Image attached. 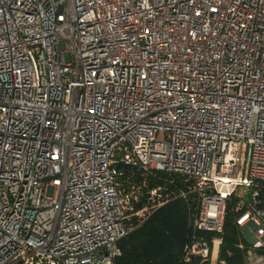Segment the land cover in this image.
I'll return each mask as SVG.
<instances>
[{
    "label": "built area",
    "instance_id": "1",
    "mask_svg": "<svg viewBox=\"0 0 264 264\" xmlns=\"http://www.w3.org/2000/svg\"><path fill=\"white\" fill-rule=\"evenodd\" d=\"M119 165L192 180L185 260L230 208L264 264V0H0V264H115Z\"/></svg>",
    "mask_w": 264,
    "mask_h": 264
},
{
    "label": "trees",
    "instance_id": "2",
    "mask_svg": "<svg viewBox=\"0 0 264 264\" xmlns=\"http://www.w3.org/2000/svg\"><path fill=\"white\" fill-rule=\"evenodd\" d=\"M119 191L131 195L124 205L127 234L118 241L121 254L115 264H245L239 248V233L233 223L234 210L227 209L223 232L218 236L217 254L211 258H184V246L191 237L194 195L192 180L178 174L142 171L119 165Z\"/></svg>",
    "mask_w": 264,
    "mask_h": 264
},
{
    "label": "water",
    "instance_id": "3",
    "mask_svg": "<svg viewBox=\"0 0 264 264\" xmlns=\"http://www.w3.org/2000/svg\"><path fill=\"white\" fill-rule=\"evenodd\" d=\"M113 167H116V163L112 164ZM132 169H136V166H132ZM44 264H47V263H44Z\"/></svg>",
    "mask_w": 264,
    "mask_h": 264
},
{
    "label": "crops",
    "instance_id": "4",
    "mask_svg": "<svg viewBox=\"0 0 264 264\" xmlns=\"http://www.w3.org/2000/svg\"><path fill=\"white\" fill-rule=\"evenodd\" d=\"M217 254V248L213 251V254H212V256H214L215 257V255Z\"/></svg>",
    "mask_w": 264,
    "mask_h": 264
},
{
    "label": "rangeland",
    "instance_id": "5",
    "mask_svg": "<svg viewBox=\"0 0 264 264\" xmlns=\"http://www.w3.org/2000/svg\"><path fill=\"white\" fill-rule=\"evenodd\" d=\"M214 259H215V257H214V256H212L211 260L213 261Z\"/></svg>",
    "mask_w": 264,
    "mask_h": 264
}]
</instances>
